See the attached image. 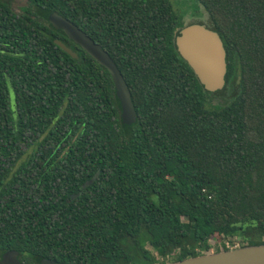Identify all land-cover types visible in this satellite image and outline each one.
<instances>
[{
  "label": "trees",
  "instance_id": "1",
  "mask_svg": "<svg viewBox=\"0 0 264 264\" xmlns=\"http://www.w3.org/2000/svg\"><path fill=\"white\" fill-rule=\"evenodd\" d=\"M196 2L203 19L170 0H0V253L165 264L264 244V0ZM49 12L112 58L128 127L108 70ZM192 22L223 42L222 102L176 50Z\"/></svg>",
  "mask_w": 264,
  "mask_h": 264
},
{
  "label": "water",
  "instance_id": "2",
  "mask_svg": "<svg viewBox=\"0 0 264 264\" xmlns=\"http://www.w3.org/2000/svg\"><path fill=\"white\" fill-rule=\"evenodd\" d=\"M46 18L53 28L62 30L69 39L86 51L99 65L108 70L116 97L120 102L122 123L124 127H128L135 121L136 112L129 89L109 54L64 16L56 12H49ZM54 43L70 56L76 57V53L59 39H54ZM174 43L178 54L189 65L206 91L216 92L224 87L226 51L216 30L210 29L202 23L192 22L178 30ZM17 255L18 252L15 250L5 251L2 254L0 264H22L17 259ZM41 264L59 263L43 258ZM165 264H264V244L203 253Z\"/></svg>",
  "mask_w": 264,
  "mask_h": 264
},
{
  "label": "rangeland",
  "instance_id": "3",
  "mask_svg": "<svg viewBox=\"0 0 264 264\" xmlns=\"http://www.w3.org/2000/svg\"><path fill=\"white\" fill-rule=\"evenodd\" d=\"M174 6L181 11V13L183 14V16L187 19H189V17L187 16V13L189 12H195L196 16L200 17V18H204L203 14L202 16H200L201 12L200 9L196 10V8H192L194 6H200L196 0H170ZM194 5V6H193ZM193 9V10H191ZM200 12V13H199ZM205 25V24H204ZM224 88V87H223ZM222 88V89H223ZM229 96V90L228 89H224V91L222 93L219 92H213V94L211 95V99L213 103H217V102H222L224 101V99H227V97ZM235 247H238L239 242L235 241ZM215 249V247H214Z\"/></svg>",
  "mask_w": 264,
  "mask_h": 264
},
{
  "label": "flooded vegetation",
  "instance_id": "4",
  "mask_svg": "<svg viewBox=\"0 0 264 264\" xmlns=\"http://www.w3.org/2000/svg\"><path fill=\"white\" fill-rule=\"evenodd\" d=\"M9 6L11 8H13L16 12H20L22 11V9L24 7L27 6V0H8ZM2 254L0 253V260L2 259ZM17 259L22 263V264H33V263H28L26 262L24 259H22L19 255H17ZM49 259V258H46ZM41 260L37 261L35 264H41ZM51 260H55V259H51ZM56 261V260H55ZM57 263H59L58 261H56ZM62 264V263H59Z\"/></svg>",
  "mask_w": 264,
  "mask_h": 264
},
{
  "label": "built area",
  "instance_id": "5",
  "mask_svg": "<svg viewBox=\"0 0 264 264\" xmlns=\"http://www.w3.org/2000/svg\"><path fill=\"white\" fill-rule=\"evenodd\" d=\"M226 245L228 246V243H226ZM231 248V247H230Z\"/></svg>",
  "mask_w": 264,
  "mask_h": 264
}]
</instances>
